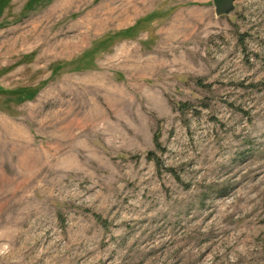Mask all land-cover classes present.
Wrapping results in <instances>:
<instances>
[{"label": "rangeland", "instance_id": "obj_1", "mask_svg": "<svg viewBox=\"0 0 264 264\" xmlns=\"http://www.w3.org/2000/svg\"><path fill=\"white\" fill-rule=\"evenodd\" d=\"M0 0V264H264V0Z\"/></svg>", "mask_w": 264, "mask_h": 264}, {"label": "water", "instance_id": "obj_2", "mask_svg": "<svg viewBox=\"0 0 264 264\" xmlns=\"http://www.w3.org/2000/svg\"><path fill=\"white\" fill-rule=\"evenodd\" d=\"M215 13L217 16H226L235 10L236 0H214Z\"/></svg>", "mask_w": 264, "mask_h": 264}]
</instances>
